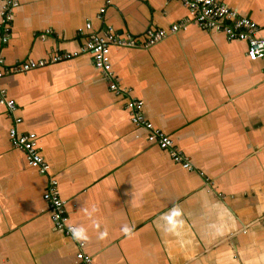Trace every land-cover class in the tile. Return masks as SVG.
Wrapping results in <instances>:
<instances>
[{"label": "crops", "instance_id": "crops-1", "mask_svg": "<svg viewBox=\"0 0 264 264\" xmlns=\"http://www.w3.org/2000/svg\"><path fill=\"white\" fill-rule=\"evenodd\" d=\"M217 1L264 35V0ZM192 19L179 0H18L2 69L77 51L107 25L135 44L110 47L121 93L86 53L0 76L16 103L13 116L0 103V264H83L80 241L93 264H264V63ZM185 21L147 43L150 31ZM128 97L191 170L132 123ZM12 126L36 134L46 174L11 146ZM50 177L85 238L54 228Z\"/></svg>", "mask_w": 264, "mask_h": 264}, {"label": "built area", "instance_id": "built-area-1", "mask_svg": "<svg viewBox=\"0 0 264 264\" xmlns=\"http://www.w3.org/2000/svg\"><path fill=\"white\" fill-rule=\"evenodd\" d=\"M181 1L193 15L192 23L207 31L222 32L226 39L242 40L246 43V55L252 61H262L264 63V35L259 34L260 28L258 24L250 17L243 16L236 9H233L217 0H179ZM108 3V1H106ZM18 5V0H3L0 22V41L6 43L10 37L11 20L13 18V10ZM104 12V7L99 9L98 17ZM188 22H180L173 24L170 31L163 28L152 30L147 43H154L156 40L163 38L167 32H176L182 27H186ZM186 24V25H185ZM91 24L86 23L85 28H90ZM83 29L79 28L78 33ZM135 44L131 35L121 37L110 25L104 27L101 34L90 35L85 43L80 46L79 50L73 52L54 50L48 58H40L38 60L29 59L13 66L11 69L0 68V76L6 71L22 70L26 71L32 68L46 65L47 63L62 61L71 57L78 56L82 53L89 54L96 69L99 70L102 77L108 82L110 90L115 93H121L119 90L118 80L111 68L110 63V47L125 46L132 47ZM4 57L0 55V67L4 65ZM264 81V66H263ZM0 103L4 104L8 111L12 112L16 109V103L13 99L8 98L3 89L0 90ZM125 107L130 114L132 123L137 127H142L147 132V139L158 145V147L169 153L171 159L181 165L184 169L191 170L192 165L188 157L177 148L173 139L163 130L154 127V125L144 117L143 101L139 98L128 97ZM20 117H13L14 124L20 123ZM10 144L13 148L21 150L25 154L26 161L30 167H33L42 174L48 171L46 163L40 151L37 136L34 132H19L16 126H12L8 133ZM43 199L48 205L50 217L55 229L63 231L66 235H72V229L75 226L70 223L66 210L65 200L60 196L58 182L55 178H49L46 189L43 193ZM79 250L76 252V258L83 264H93L92 255L82 249L83 243H78Z\"/></svg>", "mask_w": 264, "mask_h": 264}, {"label": "clouds", "instance_id": "clouds-1", "mask_svg": "<svg viewBox=\"0 0 264 264\" xmlns=\"http://www.w3.org/2000/svg\"><path fill=\"white\" fill-rule=\"evenodd\" d=\"M73 232V235L78 238V239H82L85 238L83 233H84V229L80 228V229H72L71 230Z\"/></svg>", "mask_w": 264, "mask_h": 264}]
</instances>
